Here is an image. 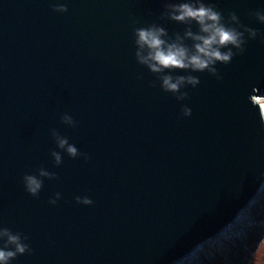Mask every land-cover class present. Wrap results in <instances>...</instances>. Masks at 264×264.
Listing matches in <instances>:
<instances>
[{"label":"water","instance_id":"obj_1","mask_svg":"<svg viewBox=\"0 0 264 264\" xmlns=\"http://www.w3.org/2000/svg\"><path fill=\"white\" fill-rule=\"evenodd\" d=\"M177 2L0 0V228L28 246L9 264H180L262 194L264 125L249 95L264 94V0H204L245 41L217 75L153 73L136 59L135 29L198 32L165 15ZM164 74L199 84L166 92ZM25 175L41 179L37 195Z\"/></svg>","mask_w":264,"mask_h":264},{"label":"clouds","instance_id":"obj_2","mask_svg":"<svg viewBox=\"0 0 264 264\" xmlns=\"http://www.w3.org/2000/svg\"><path fill=\"white\" fill-rule=\"evenodd\" d=\"M60 10H65L64 5H59ZM165 15L171 20L191 24L195 21L199 25V31L193 32L191 28L184 31L183 36L176 34L175 39L165 37L168 36L167 29L163 26L153 24L149 27H140L135 29V44L137 46L136 59L140 64L146 65L153 73H164L165 69H185L191 72L207 71L212 75H217L215 65L217 62L227 64L231 61L234 53L232 48L243 51L245 43L243 33L236 27L230 26L223 22V17L212 4L205 3L204 0H180L177 3L165 4ZM257 18L264 23V13L257 12ZM231 20L238 23L237 16L233 13ZM250 37H255L256 32L253 29L246 28ZM185 38L193 41L191 47L184 44ZM231 46V47H229ZM226 49V50H223ZM190 84L195 87L199 84V78L191 74L172 76L164 74L160 77V86L166 92L178 93L180 89ZM184 93L178 96V99L184 98ZM249 100L254 107L258 106L261 124L264 125V94H259L258 89H254L249 95ZM185 116L191 115V109L185 106L183 108ZM63 121L67 124H73L72 117L64 114ZM56 135V133H53ZM57 144L64 149L70 156H77V148L69 144L66 138L56 135ZM57 164L61 161V156L57 152H53ZM52 175L41 169L40 176ZM25 189L32 195H37L42 187V181L35 175L24 176ZM264 194V191H260ZM57 193L56 197L59 198ZM80 200L79 197H77ZM53 199L50 203L55 204ZM83 203L90 204L91 201L84 198ZM264 202V195H260L253 199L246 212L238 217V224L233 226V233L229 234L226 239H231L232 235H243V229H254L258 225L264 231V222L257 221L252 216V211ZM7 238L6 245L11 244L13 249L7 246L0 248V264H9L10 260L17 253H23L27 249V245L22 242L18 234H13L7 228H0V239ZM206 254L203 245L197 246L196 250L180 262V264H197L199 256ZM250 264H256L255 257Z\"/></svg>","mask_w":264,"mask_h":264},{"label":"rangeland","instance_id":"obj_3","mask_svg":"<svg viewBox=\"0 0 264 264\" xmlns=\"http://www.w3.org/2000/svg\"><path fill=\"white\" fill-rule=\"evenodd\" d=\"M252 216L264 222V202L257 205ZM232 233L233 226L218 242L205 245L206 254L199 256L197 264H206L203 261H209V264H250L253 257L256 264H264V231L259 225L254 229L244 228L243 235H232L231 239H226Z\"/></svg>","mask_w":264,"mask_h":264}]
</instances>
